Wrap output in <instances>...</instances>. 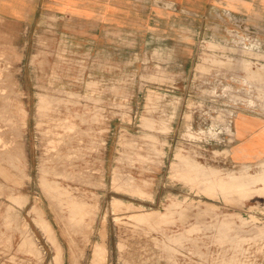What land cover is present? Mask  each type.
Listing matches in <instances>:
<instances>
[{
	"label": "rangeland",
	"instance_id": "obj_1",
	"mask_svg": "<svg viewBox=\"0 0 264 264\" xmlns=\"http://www.w3.org/2000/svg\"><path fill=\"white\" fill-rule=\"evenodd\" d=\"M222 12L178 28L180 49L115 33L92 53L68 30L80 21L0 15V107L13 113L0 115V264H264V124L230 147L186 131L206 120H188L200 76L236 73L227 58L264 86L249 64L260 57L226 47ZM232 13L239 36L264 41L263 25Z\"/></svg>",
	"mask_w": 264,
	"mask_h": 264
},
{
	"label": "crops",
	"instance_id": "obj_2",
	"mask_svg": "<svg viewBox=\"0 0 264 264\" xmlns=\"http://www.w3.org/2000/svg\"><path fill=\"white\" fill-rule=\"evenodd\" d=\"M222 9L245 15L251 22L264 26V0H0V15L7 21L34 26L48 13L65 18L64 25L68 20L80 21V28L68 30L91 53L97 47L112 48L108 35L115 33L133 35L140 48L147 47V42L154 38L165 37L173 41L171 46L180 49L188 42L181 35L176 38V30L186 24L196 23L199 27L208 12ZM247 116L261 123H255L251 132L237 138L235 146L264 124L263 118Z\"/></svg>",
	"mask_w": 264,
	"mask_h": 264
},
{
	"label": "built area",
	"instance_id": "obj_3",
	"mask_svg": "<svg viewBox=\"0 0 264 264\" xmlns=\"http://www.w3.org/2000/svg\"><path fill=\"white\" fill-rule=\"evenodd\" d=\"M215 17L222 21V25L226 27V31L229 33L228 36L231 38L230 41H227L226 47L235 51L246 50L251 55L259 56L260 59L250 58L249 64L253 65L252 68L255 70L264 72V41L257 39V36L253 40H250L248 36H239L240 33H244L246 24L242 21V18L232 12H222L216 14ZM247 32L252 31L247 28ZM230 43L231 45H229ZM226 62L233 67L236 73H222L215 67L206 72V75H201L199 87L192 93L196 94L198 99L191 103L188 108L192 115L200 113L203 119L206 117L205 122L198 123V132L192 131L195 135L200 136L202 143L213 144V142L221 141L218 145L224 144L227 146L228 144L229 146L227 147H230L237 140L235 133L227 131L226 127L227 125L233 126L237 115L247 114L264 119V86L251 82L243 76V78L236 76L239 74L237 70L239 68L237 64L239 63L235 58H227ZM201 70L202 68L198 71ZM213 79L215 80L214 84L212 83ZM235 79L245 81V83L242 84L235 81ZM166 91L171 92L173 90L166 89ZM210 128L215 129V135L204 134ZM225 137L228 138L226 139ZM225 155L228 157L229 151Z\"/></svg>",
	"mask_w": 264,
	"mask_h": 264
},
{
	"label": "bare ground",
	"instance_id": "obj_4",
	"mask_svg": "<svg viewBox=\"0 0 264 264\" xmlns=\"http://www.w3.org/2000/svg\"><path fill=\"white\" fill-rule=\"evenodd\" d=\"M153 1V0H152ZM254 4V3H253ZM255 5V4H254ZM257 5V4H256ZM262 9V8H261ZM155 51V50H154ZM145 54V53H144ZM153 54V53H152ZM143 55V54H142ZM143 57V56H142ZM142 61V60H141ZM223 63V62H222ZM224 63H228V62H224ZM217 64V63H216ZM220 64H221V62H220ZM218 65H219V63H218ZM227 65V64H226ZM224 66V65H223ZM229 65H227V67H228ZM241 66H244V65H241ZM247 66V65H246ZM212 67H215V66H212ZM226 69H228L226 66H224ZM249 67V66H248ZM210 68V67H209ZM209 68H207V70L209 69ZM242 68V67H241ZM250 68V67H249ZM243 69H245V68H243ZM247 69V68H246ZM231 70V69H230ZM241 70V69H240ZM252 73V72H251ZM247 74V73H246ZM255 74V73H254ZM253 74V75H254ZM251 75V74H250ZM256 75H258V73L256 74ZM247 77V76H246ZM256 76H254V78H255ZM251 78V77H250ZM253 78V77H252ZM259 79V78H258ZM263 82V81H262ZM7 103H8V101L7 100H5L4 101V104L2 105L3 107H0V115H2L3 117V119H5L6 121H9V120H11L12 119V112H10V110H9V108H10V106H9V108L7 107ZM8 105H9V103H8ZM7 113H10V114H7ZM101 116V115H100ZM191 117H192V114L190 113L189 114V117H188V120H191ZM259 122H261L260 120H257V119H255V118H251V117H249V116H247V115H245V114H239V115H237V117L235 118V120H234V123H233V126H230V125H227V127H226V130L227 131H229V132H231V131H233L235 134H244V136H245V134L247 133V132H251L252 130H253V128H254V124L255 123H259ZM186 131H187V134H188V136L189 137H192L193 136V132L191 131V126L190 125H188V126H186ZM204 134H210V135H215L216 134V131H215V129H213V128H210L207 132H204ZM261 134V137L262 138H264V131L262 132V133H260ZM0 144H1V147H3V149L5 150V149H7L8 148V146L9 145H7V144H5V143H3L2 142V137H1V134H0ZM1 156V155H0ZM3 156H7L8 158L6 159V160H8V164H10V166H11V163H12V161L13 160H19L20 158H21V156H20V154L18 153V152H16V153H12L11 152V155H3ZM3 158V157H2ZM3 161V160H2ZM0 162H1V158H0ZM3 163V162H2ZM0 165H1V163H0ZM7 167H9V166H7ZM1 168H2V166H1ZM0 168V169H1ZM3 169V168H2ZM1 169V170H2ZM1 170H0V172H1ZM60 171H62V170H60ZM60 171H58V173H56V176H57V174L60 176V174H59V172ZM57 172V171H56ZM63 172V171H62ZM2 174L4 173V171H2L1 172ZM1 173H0V176H2L1 175ZM6 173H8V172H6ZM6 173H5V175H6ZM54 175V174H53ZM4 176V175H3ZM7 177V176H6ZM6 177H3V179H5V180H7L6 179ZM10 177H11V175H10ZM10 177L8 178V179H10ZM8 181V180H7ZM9 182H10V180H9ZM8 182V183H9ZM54 184V183H53ZM55 185V184H54ZM53 185V186H54ZM57 185V184H56ZM2 186H4V185H2ZM55 187V186H54ZM54 187H53V189H54ZM263 188H264V186H263ZM2 189H3V187H2ZM0 194H1V192H0ZM62 195V194H61ZM65 195V194H64ZM12 196V195H11ZM7 197H10V196H7ZM6 197V198H7ZM12 197H10V198H8V199H11ZM66 199V198H65ZM55 200V199H54ZM61 200H63V199H61ZM55 202H57V200H55ZM58 210V209H57ZM59 211V210H58ZM55 212H56V210H55ZM68 212V211H67ZM69 212H71V211H69ZM57 213H59V212H57ZM73 213V212H72ZM69 214H71V213H69ZM74 215V214H73ZM63 219H64V217H62ZM69 218V217H68ZM72 220V219H71ZM64 221V220H63ZM67 221V220H66ZM73 221V220H72ZM69 222V224H70V222L71 221H68ZM7 223V222H6ZM9 223H10V221H9ZM63 224H64V222H63ZM67 224V223H66ZM71 224H72V222H71ZM9 225V224H8ZM7 225V226H8ZM5 226V225H4ZM67 226H69L68 224H67ZM72 226V225H71ZM65 227V226H64ZM68 228V227H67ZM5 229V228H4ZM8 241V240H7ZM10 243V242H9Z\"/></svg>",
	"mask_w": 264,
	"mask_h": 264
}]
</instances>
